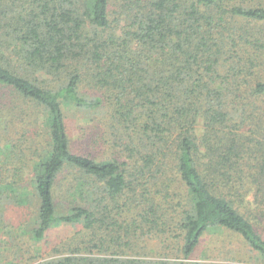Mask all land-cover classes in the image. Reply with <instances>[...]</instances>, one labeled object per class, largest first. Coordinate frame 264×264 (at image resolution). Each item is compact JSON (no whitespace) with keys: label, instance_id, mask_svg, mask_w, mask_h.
Here are the masks:
<instances>
[{"label":"trees","instance_id":"1","mask_svg":"<svg viewBox=\"0 0 264 264\" xmlns=\"http://www.w3.org/2000/svg\"><path fill=\"white\" fill-rule=\"evenodd\" d=\"M263 70L264 0H0V187L33 191L35 239L87 232L42 264H215L211 231L264 264Z\"/></svg>","mask_w":264,"mask_h":264},{"label":"rangeland","instance_id":"2","mask_svg":"<svg viewBox=\"0 0 264 264\" xmlns=\"http://www.w3.org/2000/svg\"><path fill=\"white\" fill-rule=\"evenodd\" d=\"M111 2L112 6L120 12V0H111ZM117 25L118 30H120L124 26V21L115 22L114 26ZM261 75L264 77V70ZM6 100L8 102L11 100L9 95L2 96V93H0V102H5ZM67 118L71 135H77L84 123L81 122L82 120L79 116L71 112L68 113ZM42 143H44V139ZM74 150L77 151L75 148ZM102 151L103 148H100L96 153ZM30 170H27V179L32 175ZM20 191L16 187H14V190L11 187H0V264H42L63 256H69L75 253L74 250L76 248H84L83 242L86 240L87 232L78 225L55 224L46 232L44 239H35L33 232L36 228L35 221L38 214L37 200L33 196L32 190ZM15 195L26 198V204L23 206L17 205L13 201ZM133 239L137 242L138 249L132 251L124 246L122 252L128 254L129 257L135 253H140L148 259H160L158 249L161 246V241H164L163 239L158 236L148 238L140 235L135 236ZM83 251L84 253H89L86 248ZM93 251L98 253L99 250L93 249ZM95 253L93 254L99 256ZM165 253L166 258L171 260L182 258L180 252L178 254L167 250ZM191 261L215 264H260L256 253L242 240L225 234L222 231L209 232L193 254Z\"/></svg>","mask_w":264,"mask_h":264}]
</instances>
